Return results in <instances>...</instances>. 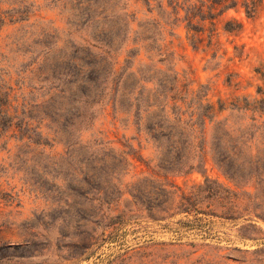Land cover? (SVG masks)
<instances>
[{
    "label": "rangeland",
    "instance_id": "374dc122",
    "mask_svg": "<svg viewBox=\"0 0 264 264\" xmlns=\"http://www.w3.org/2000/svg\"><path fill=\"white\" fill-rule=\"evenodd\" d=\"M0 264H264V0H0Z\"/></svg>",
    "mask_w": 264,
    "mask_h": 264
},
{
    "label": "trees",
    "instance_id": "16d2710c",
    "mask_svg": "<svg viewBox=\"0 0 264 264\" xmlns=\"http://www.w3.org/2000/svg\"><path fill=\"white\" fill-rule=\"evenodd\" d=\"M215 2H220L221 0H214ZM122 69H125V67L124 68H122ZM212 105L209 103L208 104V107L210 108ZM205 115H203V116H199L200 117V120L198 121V122H201V124H203V122H204V119H205V117H204ZM207 116H209V115H207ZM174 124V123H173ZM175 125V124H174ZM171 129H173V126H170V130ZM187 142L186 141H183L182 142V146L184 147V151L183 152H181V149H179V151L178 152H181V153H179L177 156H176V158H175V160H176V162H178V163H173V166H175L174 168H175V170L176 171H184V172H186V171H188V170H190V169H192L193 168V166L190 164V165H188V167L187 168H184V167H182L183 165H182V163H181V161H183L182 160V158H183V155L182 154H187V150H186V147H187ZM166 152H162V153H164L165 155H168L169 154V152L170 151H167V150H165ZM162 157H165V156H162ZM198 158H199V160H201L202 161V155L199 153V155H198ZM177 189H179V187L178 186H175ZM188 197H185V194L184 193H179V200L182 202L183 201V199H187ZM183 208V207H182ZM180 210H185V209H180Z\"/></svg>",
    "mask_w": 264,
    "mask_h": 264
}]
</instances>
